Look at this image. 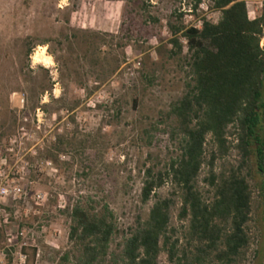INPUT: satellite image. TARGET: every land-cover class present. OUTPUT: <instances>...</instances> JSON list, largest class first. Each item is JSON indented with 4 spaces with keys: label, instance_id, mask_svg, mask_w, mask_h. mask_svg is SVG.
Returning <instances> with one entry per match:
<instances>
[{
    "label": "rangeland",
    "instance_id": "obj_1",
    "mask_svg": "<svg viewBox=\"0 0 264 264\" xmlns=\"http://www.w3.org/2000/svg\"><path fill=\"white\" fill-rule=\"evenodd\" d=\"M201 1L191 11L190 0H0V120L7 127L10 111L16 118L12 131L0 130V264H73L66 202L105 205L118 230L145 217L152 198L139 201L143 169L174 157L159 113L183 80L185 49L170 58L166 22L178 14L183 26L215 22L218 12ZM245 2L250 18L264 7ZM234 158L229 150L215 171ZM252 191L244 264H259L264 248L263 207ZM29 247L35 255L25 262ZM158 262L168 264L164 253Z\"/></svg>",
    "mask_w": 264,
    "mask_h": 264
},
{
    "label": "trees",
    "instance_id": "obj_2",
    "mask_svg": "<svg viewBox=\"0 0 264 264\" xmlns=\"http://www.w3.org/2000/svg\"><path fill=\"white\" fill-rule=\"evenodd\" d=\"M190 1L195 11L201 0ZM209 1L219 14L215 22L183 26L180 14L166 22L170 58L185 49L183 80L159 113L174 157L162 168L143 169L139 201L152 198L145 217L135 215L118 230L105 205L95 207L89 198L66 202V255L73 264H159L160 253L168 264H244L253 240L254 187L264 214V7L248 19L245 0ZM29 52L27 46L24 57ZM13 113L7 127L0 120V130H13ZM229 150L234 160L215 171ZM202 168L205 189L198 185ZM164 184L161 195L156 191ZM29 249L25 262L35 255Z\"/></svg>",
    "mask_w": 264,
    "mask_h": 264
},
{
    "label": "built area",
    "instance_id": "obj_3",
    "mask_svg": "<svg viewBox=\"0 0 264 264\" xmlns=\"http://www.w3.org/2000/svg\"><path fill=\"white\" fill-rule=\"evenodd\" d=\"M201 5H202V1H200V2L198 3L197 8H200ZM197 8H196L195 10H197ZM189 12H190V11H189ZM247 17H248V19H253V18H254V17L250 18V17L248 16V13H247ZM199 24H200V22H199V20H198L196 25H188V26L199 27ZM6 178H7V174H5V175H1V172H0V198H1V197L3 198L4 195H5V193H6V189H5V186H4V184L7 182V179H6ZM12 190H14V187H13Z\"/></svg>",
    "mask_w": 264,
    "mask_h": 264
},
{
    "label": "bare ground",
    "instance_id": "obj_4",
    "mask_svg": "<svg viewBox=\"0 0 264 264\" xmlns=\"http://www.w3.org/2000/svg\"><path fill=\"white\" fill-rule=\"evenodd\" d=\"M40 49H41L40 56L44 57V59H47L45 56H43V52H42L43 49L42 48H40ZM34 59H35L36 62H39V60L36 57ZM45 63H47V62H45Z\"/></svg>",
    "mask_w": 264,
    "mask_h": 264
}]
</instances>
